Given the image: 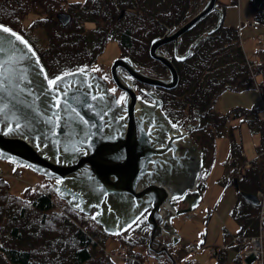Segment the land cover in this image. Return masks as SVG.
Returning <instances> with one entry per match:
<instances>
[{
    "label": "water",
    "instance_id": "obj_1",
    "mask_svg": "<svg viewBox=\"0 0 264 264\" xmlns=\"http://www.w3.org/2000/svg\"><path fill=\"white\" fill-rule=\"evenodd\" d=\"M214 8L219 10L215 23L179 50L180 35ZM56 13L63 24L71 17L66 10ZM223 19L224 7L206 0L182 24L151 38L149 52L168 65L169 75L148 73L127 54L116 58L111 70L126 89L121 100L90 66L50 78L28 37L0 20V26L21 36L32 50L0 29V156L51 176L59 196L91 213L111 233L126 230L147 210L142 234L148 238L149 251L157 256L163 251L179 264L170 251L181 238L173 217L198 205L202 197L195 184L203 146L190 135L200 116L197 121L174 123L155 91L147 90L152 100L137 94L133 76L174 87L180 73L160 45L173 39L175 56L184 59ZM122 64L131 76L120 71ZM58 76L57 86H50L48 81ZM242 193L254 203L260 200L256 191ZM173 196H180V206H175Z\"/></svg>",
    "mask_w": 264,
    "mask_h": 264
},
{
    "label": "trees",
    "instance_id": "obj_2",
    "mask_svg": "<svg viewBox=\"0 0 264 264\" xmlns=\"http://www.w3.org/2000/svg\"><path fill=\"white\" fill-rule=\"evenodd\" d=\"M23 0H12V3L19 4ZM43 0H25L17 9H28L31 3L43 4ZM51 3L50 7L57 6L53 0H47ZM132 0H67L68 5L77 16L83 18L101 19L107 18V25H98L96 32L100 34V40L90 43L91 36L83 33L81 28L68 27L53 28L49 35L52 42L60 45V53L64 52V57L58 59L57 62L51 63L44 55L46 46H40L33 36L25 33L29 37L32 44L37 48L40 57L49 74L53 77L57 73L66 71V69L76 68L79 65H87L95 61L97 53L101 50L108 38L115 37L122 46L135 51L140 50V46L145 48L148 43L147 39H151L159 30L151 29L147 32L144 30L142 23H138L142 12L141 4L135 5L137 0H133V8L122 15H114L115 4L123 7L131 4ZM192 0H167V9L155 11L151 6L147 11L148 19H155L154 28L170 27L176 24L180 16L185 14V10L190 6ZM198 1V0H196ZM45 2V3H48ZM235 4L238 0H219V3L227 8L228 4ZM195 3V2H193ZM192 3V4H193ZM153 4V3H152ZM250 15L257 22L264 24V0H249ZM49 7V8H50ZM4 15L0 13V19L15 26L20 14ZM56 11V10H55ZM118 10L117 13H119ZM209 13V14H208ZM202 16V19L193 24L190 29L185 31L181 38L180 46L188 43L195 35L200 33L204 27L213 24L217 19L218 9L214 8L210 12ZM52 11L47 13L46 23H53L58 18ZM113 14L114 19L109 20L108 17ZM53 15V16H51ZM133 16V19H131ZM144 17V18H146ZM204 17V18H203ZM40 18V17H39ZM121 18L126 19V26H122L118 21ZM151 19V20H153ZM44 19H39L42 22ZM114 22L115 24H111ZM61 23V22H60ZM215 31L207 33L202 40L193 48V53L184 59H175L180 79L175 87H170L177 95L167 93L168 87H162L158 90L163 98V105L167 113L171 115L174 121L182 120L186 115L185 108L187 103L192 108L191 114L195 111L202 114V125H224V123L233 117H243L248 123L251 130L260 133V142L258 147V155L251 159V163L246 165L247 155L243 151V144L233 134L231 138L230 149L227 154L228 158L225 162L227 175L224 183L232 184L235 177H238V190L236 199L232 206V215L237 220V231L239 234L248 232H256L259 223V204L254 203L242 194V189L257 190L264 185V115L262 109L257 106L235 105L226 112H217L215 109V101L221 91L233 88L242 89L256 86L258 80L256 76H263L257 82L264 89V46H259V61L254 62L247 58L244 47L240 40L239 26L234 23L222 22ZM69 23H67L68 25ZM66 25V24H65ZM16 27V26H15ZM141 35L144 39L135 38ZM227 36V37H226ZM229 40V42H228ZM81 42V43H80ZM97 43V44H96ZM80 45L74 52L79 51L75 57L68 56V47ZM94 44V45H93ZM138 44L140 46H138ZM169 44V43H167ZM172 44V43H171ZM228 44V45H227ZM230 44V45H229ZM93 45L92 48L89 46ZM228 46V47H227ZM59 57V56H58ZM134 57V56H133ZM249 61H252L250 65ZM261 62V63H260ZM198 69V70H197ZM259 78V77H258ZM257 79V80H256ZM213 133V132H212ZM222 134L218 132L217 135ZM213 135L212 146L215 148V136ZM205 153L209 146L207 142H202ZM200 175L198 187L204 186L203 182L207 178L208 171L204 168ZM240 167V169H239ZM256 170V171H255ZM230 172V174H228ZM253 172V175H252ZM255 172V173H254ZM48 185L28 184L22 193L6 192L9 185L6 177L0 175V264H139L136 260L129 256L134 254L142 256L143 253L137 251L133 247V253L127 251V257L123 262L114 258L112 251L99 245L100 239L97 232L101 229L105 231L100 223L96 224L93 216L82 213L81 211L70 206L64 197H60L55 192L52 179L48 176L46 181ZM51 182V183H50ZM41 184V183H40ZM145 222V215L138 218V228ZM136 226V227H137ZM137 228V230H138ZM106 232V231H105ZM227 233V232H226ZM108 234V233H106ZM105 234V235H106ZM103 235V237L105 236ZM122 236L123 245L127 243L125 236ZM143 242V241H140ZM133 245V244H132ZM243 244L238 242L225 247L218 256L221 264H225L226 259L230 256L229 249H233L236 254L232 260L235 264H245L243 261L242 248ZM95 255V256H94ZM132 258L129 259V258ZM103 258V259H102ZM105 258V259H104ZM110 258V259H109ZM99 259H101V262ZM109 262H106L108 261ZM99 261V263H98ZM167 262L168 260H164ZM170 263V262H169ZM185 264H199L194 258L184 261ZM171 264V263H170Z\"/></svg>",
    "mask_w": 264,
    "mask_h": 264
},
{
    "label": "rangeland",
    "instance_id": "obj_3",
    "mask_svg": "<svg viewBox=\"0 0 264 264\" xmlns=\"http://www.w3.org/2000/svg\"><path fill=\"white\" fill-rule=\"evenodd\" d=\"M24 1L25 0H23L20 4L19 2L13 4L12 0H0V13L4 15H10L15 12V14L17 15L20 13L21 10H23L20 14L19 19L16 21L15 28L18 29L20 32H23L24 34L28 33L30 36H33L38 42L42 43L40 44V46H46L43 52L44 55L49 60V62L51 63L57 62L58 59L65 58L64 57L65 50L66 51L68 50L65 48L64 52L60 53L59 50L61 49V46L52 42V38H50L49 33L51 30H53V28L59 27L63 29L64 27H68L70 25L72 27H77V29L81 28L83 33H87L92 37L90 43H93L95 41L97 42V40H100L101 38L99 37L100 34L96 32V27H98V25H107V18L105 17L101 19H92L88 17L83 18L77 16L76 18L75 17L76 14L68 5L69 3L67 2V0H53L58 4L57 6H52V7H50L51 5L50 2H48L47 0H43L42 1L43 4H41V6L39 4L31 3L32 5L29 6L28 9L24 10L20 8L19 10H17L21 6V4L24 3ZM205 2L206 0H198V1L192 0L190 6L187 8V10H185V14L180 16L179 17L180 19L176 21V25L179 26L180 24H182V22L193 16L195 12H197L200 8L203 7V4ZM133 3L134 1L132 0L131 4H126L123 7H120L118 4H115L114 6L116 7V9L113 12L114 15L115 16L116 14L122 15L125 12V8H127L128 6H129L128 10L131 8H133V10H137L133 6L139 3L142 6L141 7L142 12L140 13V16L139 18H137V20L138 23H142L141 25L143 26L144 30L147 32L150 31V28L159 30L158 32H156V34H161L166 31L167 27L164 24H162L163 27H161V29L160 28L158 29V27L154 28L156 27L155 19L153 18H151L153 20L148 19L146 17L148 16L146 12L150 10L149 9L150 6L155 11L167 9L166 8L167 0H137L135 2V5H133ZM55 10L68 11L71 14L70 19L64 24L59 19L57 21H53V23L50 22L46 23L45 18L47 17V13L49 14V11H52L56 16ZM118 10H120L119 13H117ZM239 15H241V17L245 21H247V19L249 20L251 19L252 15H250L249 0H239V4L237 3L228 4L226 8V13L224 15L225 16L224 22L234 23L235 25L238 22ZM42 18L44 19L42 22L38 21L39 19ZM108 19L113 20L114 19L113 14H110ZM121 19L122 20L119 19L118 21H120L122 28V26H126L127 24L125 25L126 23L125 18H121ZM131 19H133V16H131ZM67 23L69 24L67 25ZM111 24H115V23L111 22ZM213 24H210L209 26ZM209 26L204 27V29L201 30L200 32H203ZM239 37L247 56L249 55V57L251 56L254 57L253 55L255 54V50L257 48L256 46H259L264 40V24L263 23L248 24L247 22H245L242 25V31ZM135 38L144 39L141 35L140 36L136 35ZM261 38L263 40H261ZM146 41L148 45L145 48L144 47L142 48L138 44V46H140L139 51H135L133 49L126 50L122 46V44L117 41L115 37L110 36L108 40L105 42L104 47L101 50H99V52L97 53L98 55L95 61H92L87 65H79V66L80 67L90 66L98 73H100L102 76H104L108 86L111 88V90H113L114 92H116V94H118L119 100H121L123 99L122 96L123 87L122 86L120 87V85L116 82L114 76L112 75V70H111L113 65L112 63L116 58L119 57L120 54L126 53L131 57L134 56L133 60L135 61V63L148 73L151 74L154 73L159 76H163V75L166 76L169 75L170 73L168 65L164 62L161 63V61L158 58L154 57L148 51L151 43L150 38H148ZM165 43L166 42H163L160 45V50L166 51L169 55H172L173 54L172 44L171 43L167 44L168 42L166 44ZM188 43H184L183 45H181L180 49L183 50L188 45ZM80 45L82 44H78L76 47L75 46L68 47L70 52H67V55L75 57L77 54H79V51L77 50L76 52L74 51ZM93 45H90L89 47L92 48ZM45 68H46V64H45ZM120 69L124 70L123 67H120ZM49 76L52 77L50 74ZM256 78L259 80L260 78H263V76L260 74V76H256ZM133 81L139 93L148 98L150 97V95L147 94L146 89L155 90L158 92V90L162 88L155 84L153 85L149 84L136 77H133ZM167 89H168L167 93L170 94L171 96L177 95L176 93L175 94L173 93L175 89L171 90L170 87H168ZM215 103H216L215 109L218 113L226 112L229 110L230 107L240 104L244 106L256 104L259 108H262L264 103V97L263 99L262 97H260V91L256 87L251 86L250 88H242L239 90L228 88L221 91V93H219ZM191 110L192 108L187 103L186 108L184 110L186 116L182 120H177V121L182 122L183 124H185L189 120L195 121L196 116L194 113L191 114ZM261 113L264 115V110H262ZM218 132H221L222 134H220V136H217L216 138V144H215L216 150L214 155V147L210 142L213 143L212 134L214 133L217 134ZM232 132L236 134L237 139L241 141V143L243 144V151L248 156V159H251L254 156L258 155L260 133H258L255 130H251L250 126L248 125V123H246L243 117H231L230 120L228 119L224 123V125L222 124L219 126L215 125L213 127L212 125L209 124L206 127L204 126L200 128L196 127L190 133V135L193 137L195 141L198 142V144L201 145L202 142L204 141L207 142L209 149L206 153H204L203 150V156L205 157L204 168H206L207 170L210 168V165L211 168L208 171L205 186L202 188L203 195L201 198V202L195 207H192L190 209V211L192 212L191 216L184 217V214L181 211V213H178L173 217V222L176 224L180 233H182L181 239L176 243L173 249L175 253L179 255L182 259L190 258L193 260L194 258L199 264H215L217 255L216 253L212 252L211 246L214 244H223L226 237L230 236V234L235 232V230L237 229L238 223L237 220H235L232 215L231 208L236 199L235 197L237 195L238 190L235 187L234 183L233 184L224 183L225 175H227L228 172L224 162L225 159L228 157L227 153L231 146L230 145L231 138L233 139ZM213 155L215 156V160L212 162L214 158ZM0 166L3 167L4 169L3 175L4 177H6V180H8L9 188H11V191H13L16 194L22 193L28 184H36L38 186L49 184L47 182L50 180L48 179L46 181L47 176L41 172L36 171L30 165H25L18 161L14 162L0 156ZM17 167H20L22 170L19 176H16L14 173V170ZM228 174H230V172ZM65 200L67 201L66 198ZM81 212L83 214L86 213L91 215L90 213L85 211L84 212L81 211ZM94 221H96L95 225L99 223V221H97L96 219H94ZM135 224L138 225V220L134 224H132L129 228H127V230L122 232L123 236H125L126 238L125 240H127V247L129 249L128 252L131 250V248H132L131 251H133V247H134V249H136L137 251L140 250L143 253L142 256L145 258L148 264H153L154 262H157L159 264H168V263H164L162 259H159L157 256L153 255L151 252L148 251V248L146 246L147 237L141 233L142 228L140 227H142V225L138 228L139 225L138 226L136 225L137 226L136 227ZM106 233L107 231L106 232L102 231L101 233V229L99 230V232H97L98 238H103V241L100 239L99 245L101 244L105 248H108L110 253L111 251H114V258H117L118 259L117 261L119 262H123L124 260H121L120 257L123 254L122 236H120L118 233L115 235L110 232L108 234ZM103 235L105 236L103 237ZM189 241H194L195 243L198 244V247L193 250H188L185 246L186 243H188ZM229 253L230 256L226 259L225 264H235L232 258L236 254V252H234V250L230 248ZM134 254L136 253L134 252Z\"/></svg>",
    "mask_w": 264,
    "mask_h": 264
},
{
    "label": "built area",
    "instance_id": "obj_4",
    "mask_svg": "<svg viewBox=\"0 0 264 264\" xmlns=\"http://www.w3.org/2000/svg\"><path fill=\"white\" fill-rule=\"evenodd\" d=\"M260 195L263 197V204L261 210V216L264 215V190H259ZM233 241H243L247 243L245 247L246 254H253V264H264V223L261 221L258 232L255 234L237 235L233 236ZM195 244H190L189 248L193 249Z\"/></svg>",
    "mask_w": 264,
    "mask_h": 264
},
{
    "label": "snow or ice",
    "instance_id": "obj_5",
    "mask_svg": "<svg viewBox=\"0 0 264 264\" xmlns=\"http://www.w3.org/2000/svg\"><path fill=\"white\" fill-rule=\"evenodd\" d=\"M0 29H2V31L5 32V33H9L11 36L15 37V39L17 41H19L20 43H23L26 47H28L27 46V41H24L21 36H19L15 32H13L11 29H9V28H7L5 26H0ZM0 51H3V49H0ZM28 51L29 52L32 51L30 47H28ZM33 55H34V53H33ZM60 80H61V77L58 76V77H56L54 79L49 80L48 83H49L50 86H54L55 87V86H57L58 81H60ZM57 105H59V99H57ZM17 128H19V125H17Z\"/></svg>",
    "mask_w": 264,
    "mask_h": 264
},
{
    "label": "bare ground",
    "instance_id": "obj_6",
    "mask_svg": "<svg viewBox=\"0 0 264 264\" xmlns=\"http://www.w3.org/2000/svg\"><path fill=\"white\" fill-rule=\"evenodd\" d=\"M216 9H217V8H216ZM208 14H209V13H208ZM217 14H218V13H217ZM205 16H206V14H205ZM203 18H204V17H203ZM201 19H202V18H201ZM221 24H223V23H221ZM214 31H215V30H214ZM226 37H227V36H226ZM204 38H205V37H204ZM200 42H201V41H200ZM228 42H229V40H228ZM166 43H167V42H166ZM166 43H165V44H166ZM168 43H169V42H168ZM197 45H198V43H197ZM227 45H228V44H227ZM229 45H230V44H229ZM162 46H164V45H162ZM195 47H196V46H195ZM227 47H228V46H227ZM194 49H195V48H194ZM148 51H149V49H148ZM194 51H195V50H194ZM192 53H193V52H192ZM192 53H191V54H192ZM161 63H162V62H161ZM260 63H261V62H260ZM197 70H198V69H197ZM255 171H256V170H255ZM254 173H255V172H254ZM252 175H253V172H252ZM128 246H129V245H128ZM128 250H129V249H128ZM131 250H132V248H131ZM131 252H134V251H131ZM131 252H130V253H131ZM128 258H129V257H128ZM102 259H103V258H102ZM104 259H105V258H104ZM109 259H110V258H109ZM129 259L132 260V258H129ZM99 260L101 261V259H99ZM107 260H108V259H107ZM102 261H103V260H102ZM102 261H101V262H102ZM106 262H109V260L106 261ZM98 263H99V261H98ZM102 263H103V262H102Z\"/></svg>",
    "mask_w": 264,
    "mask_h": 264
},
{
    "label": "flooded vegetation",
    "instance_id": "obj_7",
    "mask_svg": "<svg viewBox=\"0 0 264 264\" xmlns=\"http://www.w3.org/2000/svg\"><path fill=\"white\" fill-rule=\"evenodd\" d=\"M173 40V39H172ZM173 42V41H172ZM174 43V42H173ZM180 46V45H179ZM123 65V64H122ZM125 65H123V66H121V67H123L124 68V70H122V71H125L126 70V68L124 67ZM123 90V94H124V92H125V89H122Z\"/></svg>",
    "mask_w": 264,
    "mask_h": 264
}]
</instances>
